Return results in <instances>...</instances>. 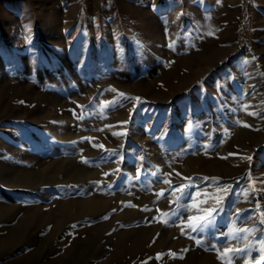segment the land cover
Returning a JSON list of instances; mask_svg holds the SVG:
<instances>
[{"label":"rangeland","instance_id":"obj_1","mask_svg":"<svg viewBox=\"0 0 264 264\" xmlns=\"http://www.w3.org/2000/svg\"><path fill=\"white\" fill-rule=\"evenodd\" d=\"M197 156L208 169L186 170ZM48 162L60 169L49 172ZM0 164L43 180L22 188L0 178V204L22 210L0 220V236L24 212L34 219L17 231L28 240L0 245V264H94V251L115 248L106 236L139 225H157L152 235L174 229L217 264H256L264 255V0H0ZM81 167L100 175L83 179ZM95 192L119 200L73 220L75 205L57 208L56 197ZM131 207L144 219L92 230ZM208 212L196 231L188 227ZM89 231L87 253L66 251ZM163 246L144 258L124 250L111 264L184 258ZM225 249L243 251L218 258Z\"/></svg>","mask_w":264,"mask_h":264},{"label":"bare ground","instance_id":"obj_2","mask_svg":"<svg viewBox=\"0 0 264 264\" xmlns=\"http://www.w3.org/2000/svg\"><path fill=\"white\" fill-rule=\"evenodd\" d=\"M48 28L50 29L49 31H51V23H48ZM240 132L241 130H237L236 133H235V136L238 137L240 135ZM136 134V133H135ZM138 139V138H137ZM252 139V138H250ZM259 138H255L253 141L255 142L254 143V147L257 146V144L261 141V140H258ZM143 140V139H142ZM148 145V144H147ZM149 151L152 152L153 154V151L155 149L151 148L150 144H149ZM146 148V147H145ZM144 150V149H143ZM147 151V150H146ZM144 151V152H146ZM155 154V153H154ZM23 155H27V156H32L31 153L27 152V153H23ZM161 157V155H160ZM159 157V154L155 156V159L157 161H162V159H160ZM151 158V156H150ZM155 160V161H156ZM163 162V161H162ZM54 163V162H52ZM56 163V162H55ZM58 163V162H57ZM71 164V163H70ZM205 164V161L203 160V158L201 156H197V157H191V158H188V159H185L184 161V167L185 169L187 170H204V168L207 167L208 169V166H204ZM209 164V163H207ZM64 165V164H63ZM60 166V165H58ZM72 166V165H71ZM73 167V166H72ZM76 167H78V165H76ZM7 166H4L2 164H0V178L3 180V182L9 184L11 187L12 186H20L22 188L24 187H30V188H39L38 185L43 182V180L40 179L39 175L33 171V170H27V169H24V170H21L20 172L18 171V166H13L12 168L16 171V172H12L10 170H7L6 169ZM41 168V167H40ZM44 169H51V168H59V167H56L55 165L53 166L51 163H47L45 166H43ZM103 168V167H102ZM101 168V169H102ZM18 169V170H17ZM60 169V168H59ZM105 169V168H104ZM102 169V170H104ZM37 170V169H36ZM54 170V169H53ZM155 170V169H154ZM19 173H18V172ZM47 172V171H46ZM50 172V171H49ZM81 172V175L83 179H85L86 177L89 178V177H97V173H98V170L97 169H94V168H88V167H81V170L79 171ZM52 173V172H51ZM236 172H230V173H224V176H233ZM43 174V170H42V173ZM49 174V173H48ZM47 175V174H46ZM65 175V174H64ZM98 175H100V172L98 173ZM45 176V175H44ZM49 177V175H47ZM223 176V177H224ZM99 177V176H98ZM46 179V178H44ZM99 179V178H98ZM48 181V179H47ZM8 186V185H7ZM9 186V187H10ZM19 187V188H20ZM41 188V187H40ZM23 190V189H21ZM40 190V189H39ZM36 191V190H35ZM38 192V190H37ZM44 192V191H43ZM36 193V192H35ZM46 193V192H44ZM97 193L99 192H95L93 194H96V195H93V196H90L88 198H75V199H61V198H58L56 197V204H57V208H59L60 210H62L63 212H67L69 210V208L73 205H75L77 207V212L73 213L70 215V219L72 218H76L79 217L80 215H84L86 214L87 212H93V211H97L96 209L98 208H105V207H111L112 206V203L114 202H117L119 200L118 196L115 195V197H104V193L106 192H103L104 195L100 194L101 195H97ZM21 194V193H20ZM25 194V193H24ZM108 194V193H106ZM45 195V194H44ZM54 196V195H53ZM111 196V195H110ZM20 199V198H18ZM115 200L113 202V200ZM145 199H148L149 201H151L152 203V200L154 199L153 196H146ZM197 199V198H196ZM17 200V199H16ZM55 200V199H54ZM55 202V201H54ZM142 202V201H141ZM243 204V203H242ZM20 205V204H19ZM239 206V205H238ZM238 206H236L238 208ZM240 208V207H239ZM24 209V208H23ZM55 209V208H54ZM54 209L52 211H54ZM108 210V209H107ZM235 210V209H234ZM21 208L20 206H16L15 204H0V220H7V216H10L12 215L11 212H14V213H18V212H21ZM56 211V210H55ZM99 211V210H98ZM103 211V210H102ZM106 211V210H105ZM112 211H115V210H112ZM118 211V210H117ZM116 212V211H115ZM13 213V214H14ZM16 213V214H17ZM28 213V212H27ZM26 212L23 213V215L17 219V222L14 226H8V231L6 234L0 236V245H3V244H13L14 245L16 244V246H18V244H20L21 242H25V240L30 237H26V239L24 240L25 237H23L24 235H22V239H20V237L17 235L18 234V230H21L22 228L26 227L28 225L29 222L33 221V215L32 214H27ZM53 213V212H52ZM110 213V212H109ZM15 214V216H16ZM19 214V213H18ZM46 214V213H45ZM136 209L132 208L131 209H125L123 210L122 212L120 213H110V217H109V220L105 222V220L103 221L104 224H100V225H95L96 222H94V226H92V230H96V229H99L100 226H104L105 228H108L109 225H115V220H118V219H123V221H126L128 220L129 218L132 219L133 216H136ZM48 216H51L53 214L51 213H48L47 214ZM138 215H141V216H138L139 218H143V214L140 213ZM47 218L46 215H44L42 218ZM52 217V216H51ZM193 217V216H191ZM11 218V217H10ZM13 218V217H12ZM88 218V217H87ZM144 219V218H143ZM73 220V219H72ZM137 220V219H136ZM67 222V221H66ZM100 222V221H99ZM98 222V223H99ZM102 222V221H101ZM102 222V223H103ZM117 222V221H116ZM8 223V222H7ZM55 223H58V224H61L62 221H60V219H56L55 220ZM77 223V222H76ZM225 221H222L220 224L221 226L223 227L225 225ZM64 224H66L64 222ZM140 224V223H139ZM54 225V224H53ZM91 225V224H90ZM144 225V224H142ZM81 227V226H80ZM84 227V226H83ZM154 227L156 228L157 225H154V226H148V227H145V226H138V227H135V228H130V229H121V230H118L115 232H111L108 236H106V243L110 241L113 242V245H114V250L112 251H102L100 248L98 251H94L93 254H96L97 255V259L95 261H93L94 264H111L112 262H114V257H116L117 260H119V255H121V252L122 251H126V252H131L133 254H139L141 253V258H144L143 255L145 254H150V252L153 251V249L155 247H158L160 245H164L163 248H165L166 246H175V248L183 255V259L181 260V262H176V261H173V260H170L169 263L170 264H217L215 259L212 258L209 254L205 253V252H202L200 250H198L193 242L191 240H188V239H185L183 237H181L177 232H175L174 229H171V228H159V230L154 233L152 235V233L154 232ZM72 228V227H71ZM104 228V229H105ZM122 228V227H121ZM124 228V227H123ZM82 229V228H81ZM84 229L85 227L83 228V232H84ZM114 229V227H113ZM117 229V228H116ZM79 230V229H78ZM77 230V232H78ZM86 230V229H85ZM91 230V231H92ZM81 231V230H80ZM89 231V233H87V238H85V241L84 240H73V242H71L70 246L66 249V251H68L69 253L71 254H74L75 252H78L80 249L81 250H85V253H87L88 251V248L89 245H87V240H90L91 237H92V232ZM20 232V231H19ZM75 233V232H74ZM81 233V232H80ZM105 233V232H104ZM83 234V233H81ZM106 234V233H105ZM78 235V234H76ZM89 235V236H88ZM103 236V234H102ZM64 237V236H63ZM71 237V236H70ZM78 237V236H77ZM116 237V240L115 241H112V239ZM61 238V237H60ZM65 238V237H64ZM104 238V237H103ZM59 240V239H58ZM63 240V239H62ZM69 240V239H68ZM66 240V241H68ZM64 241V240H63ZM104 242V241H103ZM57 243V242H56ZM55 243V244H56ZM61 243V242H59ZM63 243V242H62ZM65 243V242H64ZM63 243V244H64ZM98 243V242H97ZM105 243V242H104ZM62 244V245H63ZM99 244H102L99 243ZM59 245V244H58ZM61 246V245H60ZM59 246V247H60ZM102 246V245H101ZM100 246V247H101ZM57 247V246H55ZM58 247V248H59ZM63 248V246H62ZM103 249V248H102ZM60 250V249H59ZM18 252H20L19 250H17V255H18ZM22 252V251H21ZM109 252V256L106 258V259H103L101 261L98 260V258L102 257V256H106ZM16 253V252H15ZM20 254V253H19ZM92 254V255H93ZM86 255V254H85ZM84 255V258H86L87 256ZM16 256V255H15ZM134 256V255H133ZM137 256V255H136ZM147 256V255H145ZM132 257V256H131ZM149 257V256H148ZM134 258V257H133ZM137 258V257H136ZM89 259V258H88ZM139 259V258H138ZM158 259V258H157ZM90 260V259H89ZM88 260V261H89ZM94 260V259H93ZM148 260V259H147ZM87 261V260H86ZM146 261V259H145ZM143 261V262H145ZM157 260H154V259H149L147 261L148 264H158V262H156ZM142 262V261H141ZM140 262V263H141ZM146 263V262H145ZM234 263H235V260H234Z\"/></svg>","mask_w":264,"mask_h":264},{"label":"snow or ice","instance_id":"obj_3","mask_svg":"<svg viewBox=\"0 0 264 264\" xmlns=\"http://www.w3.org/2000/svg\"><path fill=\"white\" fill-rule=\"evenodd\" d=\"M121 95H123V94H121ZM245 126H247V125H245ZM248 159H250V158H248ZM165 183H169V182L165 181ZM158 195H163V192L159 193ZM204 202L205 201H201V203H204ZM219 202H220V198H217V204H219ZM193 206H195V205H193ZM210 215H211V212H208L206 215L189 217L188 227L192 228L193 231H196L200 225H202L205 221L208 220ZM241 251H243V249H225L224 253L220 254V256L218 258H224V257L229 256L230 253L241 252ZM261 261H264V255L261 256V260L256 261V264H261ZM226 264H231V261L227 260Z\"/></svg>","mask_w":264,"mask_h":264}]
</instances>
